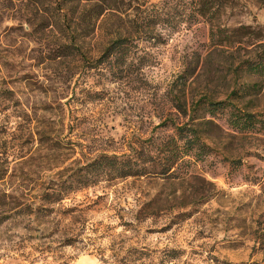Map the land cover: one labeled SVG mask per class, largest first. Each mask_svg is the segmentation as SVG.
Segmentation results:
<instances>
[{
	"label": "rangeland",
	"instance_id": "rangeland-1",
	"mask_svg": "<svg viewBox=\"0 0 264 264\" xmlns=\"http://www.w3.org/2000/svg\"><path fill=\"white\" fill-rule=\"evenodd\" d=\"M222 1L118 0L88 24L82 1L0 0V264L264 263V0ZM146 8L171 27H141ZM119 33L125 63L104 53ZM176 126L199 135L186 154ZM161 140L164 173L54 199L98 154Z\"/></svg>",
	"mask_w": 264,
	"mask_h": 264
},
{
	"label": "trees",
	"instance_id": "trees-1",
	"mask_svg": "<svg viewBox=\"0 0 264 264\" xmlns=\"http://www.w3.org/2000/svg\"><path fill=\"white\" fill-rule=\"evenodd\" d=\"M84 2L85 6L82 8V11L79 13L80 19L86 21L88 24H94L96 19L101 16L108 9L118 8V0H67V2ZM191 3L187 9L185 15H188L193 18L198 17H211L213 16L219 7L223 5L222 0H189ZM171 15H173L170 12ZM183 12H177L176 15H182ZM181 17V16H180ZM136 22H139L141 19V27H154L155 24L160 23L162 26L166 28H170L172 22L169 18V12L164 9H151L148 10L143 9L136 17ZM173 29V28H172ZM169 30V29H168ZM144 35H149L148 37L159 39L162 38V34L160 33H145ZM163 40V39H161ZM162 42V41H158ZM132 45V41L129 39V36L125 33H119L118 36L113 37L109 43L106 45L104 49V53L106 56L111 54L117 55V59H120L122 63H125L127 59L126 55L129 52V48ZM67 46V45H65ZM119 54V56H118ZM145 65L149 64V56L148 53L143 54L141 56ZM261 65H257L256 69H261ZM208 105H211L213 109L220 108L225 104V100H219L216 102L205 99ZM193 108V107H192ZM213 111V110H211ZM247 121L248 117H244ZM242 123V122H241ZM243 125V124H241ZM177 134L183 143V154H186L188 150H192L199 143V135L196 130L192 127L186 129V126H176ZM149 139V138H148ZM151 140V138H150ZM147 145L146 152H137L131 151L128 154H107L100 153L97 157L91 159L90 161L82 164L80 167H77L69 176V179L59 184V188L55 193L57 196L54 199H61L64 195L69 191H74L82 186L93 184L101 179V177H105V179H113V178H125L130 175L132 176H142L148 172H150V167L159 165L161 166V173H164V158H163V143L162 140L158 143H154ZM151 145V146H150ZM154 151H153V149ZM181 152V153H182ZM170 168L167 166L166 170ZM48 200H52V196L47 198ZM53 199V200H54ZM224 264H231L228 261H225ZM240 264H264L260 262H250V263H240Z\"/></svg>",
	"mask_w": 264,
	"mask_h": 264
}]
</instances>
